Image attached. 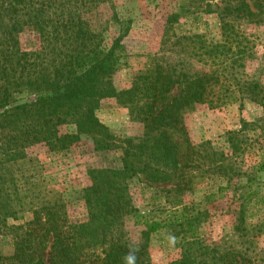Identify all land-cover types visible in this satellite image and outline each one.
Masks as SVG:
<instances>
[{"label":"trees","instance_id":"trees-1","mask_svg":"<svg viewBox=\"0 0 264 264\" xmlns=\"http://www.w3.org/2000/svg\"><path fill=\"white\" fill-rule=\"evenodd\" d=\"M103 1L0 0V237L12 236L15 246L12 257L0 256V264H153L149 255L151 236L169 227L178 235L186 233L187 228L191 231L201 215L194 209L191 214L186 212L182 221L180 216L175 220L144 216L133 205L125 183L138 175L137 168L158 182H172L177 175L168 167L171 162L178 164V146L166 138L168 129L178 122L176 110L198 104L221 108L239 103L244 107L251 101L264 111V85L227 71L244 66L247 50L241 45L251 43L246 35L236 32L235 24L264 22V0H223V39L203 42L202 47L214 60L212 70L195 72L185 65L179 69L156 64L149 76L137 75L134 87L122 92L132 114L150 131L139 146L128 139L125 148L97 116L102 102L116 94L113 76L120 69L122 40L128 31L122 29L111 46H105L102 33L88 19ZM179 17L177 13L169 17L170 28ZM29 27L36 28L42 40L41 48L35 51H26L20 44L21 30ZM175 86L178 93L173 95ZM66 125H74L77 130L64 133L61 129ZM249 126L254 127L255 142H260L258 152L264 154L263 113L256 124L242 119L241 130L228 133L232 159L239 156L237 142ZM83 137L94 140L101 150L122 149L124 168L91 172L93 185L83 196L88 219L69 223L62 197L48 187L46 179L32 173L33 168L26 171L23 167L27 163L25 151L45 143L52 152L62 153ZM202 146L211 147L213 157L204 155V164L194 157L192 162L199 169L206 167L207 172L224 173L231 181L230 188L240 173L229 177L224 169V150L210 142ZM218 154L220 157H216ZM250 171L245 172L248 182L264 172V155ZM237 182V190L244 187ZM228 187H220L218 192L223 194ZM259 193L250 189L242 195L236 193V198H244L243 205ZM214 196L205 199L210 201ZM28 211L33 213L32 220L23 225L11 223ZM125 216L135 217L136 223L144 226L138 241L126 233ZM250 227L264 228V221ZM192 236L183 237L180 259L169 264H256L249 249L207 244Z\"/></svg>","mask_w":264,"mask_h":264},{"label":"rangeland","instance_id":"rangeland-1","mask_svg":"<svg viewBox=\"0 0 264 264\" xmlns=\"http://www.w3.org/2000/svg\"><path fill=\"white\" fill-rule=\"evenodd\" d=\"M222 2L223 0H105L89 14L88 19L102 33L107 47L111 46L122 29H128L122 40L124 51L121 66L113 76L116 94L105 99L97 111L101 122L111 129L125 148L128 146V139L139 146L142 139H147L146 135L150 131L132 114L122 92L134 87L137 75L149 76V70L156 64L179 69L181 65H185L195 72L212 70L214 60L205 54V48L203 50L202 47L203 42L216 43L223 39ZM176 13L180 17L170 28L168 19ZM235 25L236 32L246 35L251 43L241 45L247 50L244 61L242 60L244 66L227 71L240 73L246 81H259L264 85V22L251 24L240 21ZM19 40L26 51L38 50L42 45L40 33L34 27L21 30ZM237 43L235 41L234 46ZM172 93H178L176 86ZM263 113V108L251 101L244 107H240L239 103L221 108L198 104L176 110L178 122L168 129L166 138L174 146H178L177 157L182 164L178 161L175 166L171 162L168 167L177 172V175L172 177V182H158L156 178H149L137 168L140 174L125 183L128 184L133 205L144 216L171 217L173 220L180 216L182 221V217L186 218L187 213L191 214L194 209H198L201 215L196 222L198 225L191 231L187 228L186 233L178 235L169 227L151 236L149 255L153 264H169L180 259L182 239L191 235L200 237L207 244L222 243V247L226 248L249 249L254 263H264V228L250 227L264 221V172H260L255 181L250 182L245 175V172H251L250 167L264 154L258 152L260 142H255L258 138L253 135V126L248 127L241 142L238 139L237 143L241 147L238 161L236 157L232 159V147L228 143V133L241 130L242 119L253 125ZM61 130L64 133H74L77 128L66 125ZM258 133L262 131L258 129ZM207 142L224 150L227 157L224 169L229 177L240 173L236 181L243 188L237 190L236 181L229 188L231 181L224 173L214 170L207 172L206 167L199 169L198 164L192 162L194 157L204 164V155H209V159L213 157L211 147L202 146ZM195 151H201V154L194 155ZM25 153L27 163L23 167L26 171L33 168L32 173L46 179L48 187L58 197H62L69 223L88 219L83 196L93 185L91 172L124 168L122 149H98L94 140L87 137L62 153L52 152L45 143L35 144L27 148ZM203 164H200L201 167ZM220 187L228 189L220 194ZM250 189L260 190V193L242 205L244 198L239 200L236 193L242 195ZM212 194L215 196L207 201L205 197ZM21 217L19 221L11 223L23 225L33 219V213L24 212ZM124 219L126 233L134 241H138L144 226L138 225L133 216H125ZM14 247L12 236L0 237V256L12 257ZM45 260L49 261L47 254Z\"/></svg>","mask_w":264,"mask_h":264}]
</instances>
